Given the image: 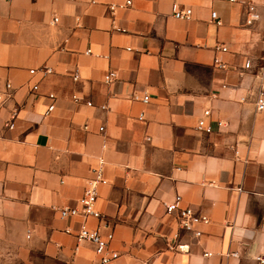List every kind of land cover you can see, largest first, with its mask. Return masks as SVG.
I'll list each match as a JSON object with an SVG mask.
<instances>
[{"label": "crops", "instance_id": "crops-1", "mask_svg": "<svg viewBox=\"0 0 264 264\" xmlns=\"http://www.w3.org/2000/svg\"><path fill=\"white\" fill-rule=\"evenodd\" d=\"M110 1L0 0V240L45 264H96L56 209L79 206L102 160L110 264H264V0H133L113 17ZM204 109L210 134L196 129ZM175 195L209 223L179 231L162 205Z\"/></svg>", "mask_w": 264, "mask_h": 264}, {"label": "built area", "instance_id": "built-area-1", "mask_svg": "<svg viewBox=\"0 0 264 264\" xmlns=\"http://www.w3.org/2000/svg\"><path fill=\"white\" fill-rule=\"evenodd\" d=\"M230 2H235V0H229ZM133 0H111L107 4V8L112 15L119 10H125L132 7ZM253 7L248 8V15L253 12ZM173 17L178 20L188 21L192 17V10L190 8H186L180 10L176 6H174ZM211 20L215 22L217 26L221 23L218 20L216 14L214 12L211 13ZM254 21V18L249 17L246 20V25H251ZM57 22V18H53V23ZM216 51L226 52V48L223 46H216ZM86 54H90V50H86ZM216 66L220 69H224V64L220 63L218 60H214ZM251 67V61L246 60L243 66V69H249ZM44 74H50V68H44ZM260 85L255 93V108L256 111L264 110V71L260 70L259 74ZM74 81L79 79V75L77 71L72 76ZM116 79V74L112 71L108 72L104 76V83L110 84ZM37 86L32 87V91H37ZM6 89H10V85L6 84ZM73 99L76 101V97L73 96ZM134 100H140L143 104H147L150 101V97L145 94L141 98L137 96H133ZM88 105H91L88 103ZM211 111L209 109H204L202 111V116L199 118L197 122L196 129L205 134H210L212 132V128L210 125L206 123V119L210 118ZM139 120H143V115L141 114L138 118ZM218 125L221 126L222 123L218 122ZM99 131H103V128H100ZM104 167L105 164L101 160L99 161L98 167L92 170V176L85 181L82 195L79 199V206L76 208L71 207H61L57 208L56 212L61 220L73 219L78 220V228L73 231L69 228L64 230V233L67 235H71L76 240L77 244L81 242H89L94 245V254L97 259L96 264H110L115 262L119 258V254L112 250L110 247V242L113 240V233L108 231L105 234L103 233V229H107V224L103 221L102 215L96 210V201L98 199V190L101 186H105L108 184V180L104 176ZM182 202V198L179 195H175L171 202H163V207L167 214H172L176 218L178 230L185 233H192L195 230V227L199 224H208L209 219L206 216H203L200 212L194 210L189 206L181 207L180 203ZM90 220L98 221V225L96 227H90L88 222ZM175 240L178 238V234L174 236ZM184 246L174 245L173 249L178 251H183ZM77 250V247H76ZM233 257H237V253L231 254ZM207 256V255H206ZM263 263V261H261Z\"/></svg>", "mask_w": 264, "mask_h": 264}, {"label": "rangeland", "instance_id": "rangeland-1", "mask_svg": "<svg viewBox=\"0 0 264 264\" xmlns=\"http://www.w3.org/2000/svg\"><path fill=\"white\" fill-rule=\"evenodd\" d=\"M0 264H45L38 256L0 240Z\"/></svg>", "mask_w": 264, "mask_h": 264}]
</instances>
